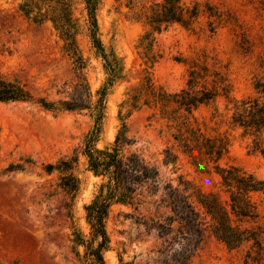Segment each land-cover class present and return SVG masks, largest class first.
I'll list each match as a JSON object with an SVG mask.
<instances>
[{
  "label": "rangeland",
  "instance_id": "374dc122",
  "mask_svg": "<svg viewBox=\"0 0 264 264\" xmlns=\"http://www.w3.org/2000/svg\"><path fill=\"white\" fill-rule=\"evenodd\" d=\"M56 1L0 0V76L19 82L30 95L25 101H0V264H87L85 246L73 239L76 232L85 243L92 238L84 205L100 178L88 169L82 147L96 127L97 148L111 145L124 129L130 149L156 164L163 179L177 185L181 176L224 207L228 197L216 163L195 165L180 146L186 126L228 139L218 166L234 165L264 180V156L253 150L252 136L229 124L233 102L257 96L256 86L264 82V0H183L198 7L192 26L171 23L159 32L146 24L144 13L162 0H97L96 37L105 57L93 46L85 0H59L67 7L93 102L97 91H106L100 120L97 110L51 111L38 103L64 98L63 86L74 77L63 37L47 15ZM192 68L203 76L197 75L194 90L221 78L227 97L218 95L187 112L175 97L162 109L147 95L146 84L179 93ZM167 147L177 154L174 165L162 162ZM62 161L70 168L62 169ZM69 174L79 178L75 193L61 186ZM251 199L257 216L241 224L264 229V190ZM155 200L144 194L138 203L112 205L105 220V264H158L163 258L168 239L148 225L169 213ZM99 241L98 236L94 246ZM187 264H264V257L250 243L229 249L207 234Z\"/></svg>",
  "mask_w": 264,
  "mask_h": 264
},
{
  "label": "trees",
  "instance_id": "16d2710c",
  "mask_svg": "<svg viewBox=\"0 0 264 264\" xmlns=\"http://www.w3.org/2000/svg\"><path fill=\"white\" fill-rule=\"evenodd\" d=\"M85 3L93 46L105 57L103 47L96 37L97 0H85ZM66 8L65 3L58 0L55 5H49L50 13L47 15L63 37L65 42L63 50L72 59L74 77L63 86L64 98L56 101H46L41 98L38 103L51 111L97 110V118L100 120L104 113L106 91H97L99 96L93 102L89 85L82 74L84 62L78 54ZM30 11L31 9L26 10L27 13ZM198 14L196 4L189 6L183 0H162L149 6L144 13V19L152 31L159 32L161 26L166 27L171 23L190 27ZM40 16L41 14L36 15L35 20H41ZM105 62L112 81L113 69L106 59ZM197 75L203 77L195 69L189 70L187 88L173 95L155 91L150 84L145 85V91L162 109L170 101H174L175 97V101L180 106H184L187 112L199 104L213 101L218 95L227 97V88L222 84L221 78L212 79L210 88L206 86V82L200 90H194ZM260 85L262 88H259ZM256 89L257 96H249L233 102L229 124L233 128L242 129L244 134L252 136L253 150L264 156V82L258 83ZM29 99L28 91L19 82L0 76V101ZM97 131L98 127L83 141L82 147L88 169L94 176L100 178L95 196L84 205L85 218L92 238L90 242L85 243L80 234L74 232L73 239L76 244L81 243L85 246L84 254L87 264H105L102 254L108 241L105 220L112 205L138 203L144 194L156 197L154 203L165 208L169 213L148 225L156 231L158 237L168 239L166 253L162 259L158 260V264H187L200 248L207 234L223 242L229 249H236L244 243H250V249L264 257V242L261 240L264 229L260 226L245 227L241 224L256 218V207L251 194L264 190V180H258L253 174L234 165L226 167L217 165L228 149V139L221 135L205 136L191 126L185 127L184 142H181L182 138L178 137L183 152L193 164L200 166L211 161L216 163L220 183L228 197L227 207H224L218 205L210 194L202 193L181 176H178L177 185L163 179L156 164L146 160L138 151L130 149L132 141L126 137L124 129L118 132L111 145L103 148L95 146ZM76 160L75 154L71 161L76 162ZM176 160L177 154L171 148L167 147L163 150L164 165H174ZM61 166L62 169L70 168L68 161H62ZM52 167L48 165L47 169ZM61 186L68 193H75L79 188V178L73 174L63 176ZM98 236L100 241L94 246V240Z\"/></svg>",
  "mask_w": 264,
  "mask_h": 264
}]
</instances>
